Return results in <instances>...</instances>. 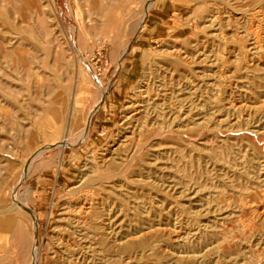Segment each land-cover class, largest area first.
<instances>
[{"label":"rangeland","instance_id":"1","mask_svg":"<svg viewBox=\"0 0 264 264\" xmlns=\"http://www.w3.org/2000/svg\"><path fill=\"white\" fill-rule=\"evenodd\" d=\"M263 12L264 0H0V264H29L33 241L39 264H69L62 214L85 198L82 264H264ZM145 82L163 117L130 134L125 107ZM120 142L96 169L92 155ZM108 213L117 241L90 225Z\"/></svg>","mask_w":264,"mask_h":264},{"label":"bare ground","instance_id":"2","mask_svg":"<svg viewBox=\"0 0 264 264\" xmlns=\"http://www.w3.org/2000/svg\"><path fill=\"white\" fill-rule=\"evenodd\" d=\"M152 6V4H150ZM256 6V5H255ZM262 13V12H260ZM264 13V12H263ZM241 15V14H240ZM254 15V14H253ZM258 15V14H257ZM262 15V14H261ZM146 16V15H145ZM243 16V15H242ZM218 17V16H216ZM245 17V16H244ZM264 17V16H263ZM251 19V17L249 18ZM213 20V19H212ZM237 20V19H236ZM145 21V17L142 19V21L140 22V26H139V29L142 27V24L143 22ZM245 21V20H244ZM251 21V20H250ZM261 21V20H260ZM212 22V21H211ZM252 22V21H251ZM259 23V22H258ZM257 23V24H258ZM256 29V28H255ZM260 31V30H259ZM242 34V33H241ZM253 35V34H252ZM254 36V35H253ZM256 38V36H254ZM258 37V36H257ZM264 37V36H262ZM259 40V38H256ZM254 40V38H253ZM252 40V41H253ZM262 41V40H261ZM264 42V41H263ZM249 43V42H248ZM259 43V42H258ZM257 43V44H258ZM250 44V43H249ZM263 45V44H262ZM259 46V44H258ZM257 46V47H258ZM250 47V46H249ZM256 47V46H255ZM263 47V46H261ZM264 49V48H262ZM254 50V49H253ZM256 50V49H255ZM249 51V50H248ZM252 51V49H251ZM258 52V51H256ZM249 53V52H247ZM205 54V53H204ZM250 54V53H249ZM248 54V55H249ZM256 54V53H255ZM254 54V55H255ZM248 57V56H247ZM257 57V56H256ZM255 57V58H256ZM197 61V60H196ZM254 66V65H253ZM143 82V81H142ZM159 82V81H158ZM154 83V82H153ZM187 84V83H186ZM141 86L138 87V89L136 90V92H134L133 96L131 97V101L127 104V106L125 107V110L127 111L128 115H125L124 116V121L127 122L128 124V129H129V133L130 134H133L135 132V130H140L142 127H144L145 125L149 124L150 126L151 125H154L155 122L157 121V119L159 118V116L163 117L162 115H158L156 118V116H153L152 113L159 107V102L160 100L163 98H161L160 96V93L158 92L157 94H153V90L150 89L149 87V84L148 83H142L140 84ZM151 85V84H150ZM159 85V84H158ZM194 85V84H193ZM179 86V85H178ZM185 86V84H184ZM212 86V85H211ZM161 87V86H159ZM176 87V86H175ZM186 87V86H185ZM196 87V86H195ZM213 87V86H212ZM163 88V86H162ZM181 88V87H180ZM161 89V88H160ZM158 89V90H160ZM174 89V87H173ZM190 89V88H189ZM188 89V90H189ZM169 90V89H168ZM182 90V89H181ZM196 90V89H195ZM161 92V91H160ZM166 93L167 90L165 91ZM171 92V91H170ZM168 93L169 95L171 93ZM176 92V91H175ZM210 93V92H209ZM162 95V94H161ZM172 95V94H171ZM179 95V94H178ZM160 96V97H159ZM177 96V95H176ZM220 96V95H219ZM165 97V96H164ZM170 97V96H169ZM168 97V98H169ZM206 98V97H205ZM165 99V98H164ZM163 99V101H164ZM167 99V98H166ZM165 99V100H166ZM159 101V102H158ZM169 101V100H168ZM169 103V102H168ZM182 104V103H181ZM196 105V104H195ZM166 106V105H165ZM175 106V104H174ZM178 106V105H177ZM182 106V105H181ZM169 107V106H168ZM171 107V106H170ZM179 107V106H178ZM172 108V107H171ZM176 109V107H173ZM236 108V107H235ZM249 108V107H248ZM153 109V110H152ZM160 109V108H159ZM152 110V111H151ZM161 110V109H160ZM171 110V109H170ZM174 111V110H173ZM182 111H183V108H182ZM248 111V110H247ZM249 111H252V110H249ZM159 112V111H158ZM166 112V111H165ZM181 112V111H180ZM185 112V111H184ZM183 112V113H184ZM161 113V112H160ZM173 113V112H172ZM170 113V111L167 113L168 116L170 118H172L171 122H172V125L173 127L174 126H179L178 125V122L180 123L179 119H180V115H176L174 116V114ZM251 113V112H250ZM256 113V112H255ZM180 114V113H179ZM198 115V114H197ZM258 115V114H257ZM184 116V115H183ZM190 116V115H189ZM188 116V119H190V117ZM227 116V115H226ZM239 116V115H238ZM186 117V116H185ZM253 117V116H252ZM182 118V117H181ZM192 118V116H191ZM256 118V117H255ZM160 119V118H159ZM158 119V120H159ZM163 119V118H162ZM165 119V117H164ZM153 120V121H152ZM183 120V118H182ZM167 121V120H166ZM166 121L164 120V122L166 123ZM192 121V120H191ZM257 121V120H256ZM184 122H187V121H184ZM190 122V120H189ZM188 122V124H189ZM194 122V120L192 121ZM183 123V122H182ZM157 124V123H156ZM167 124V123H166ZM199 124V123H198ZM182 125V124H181ZM253 126V125H252ZM162 127V126H161ZM173 127H169L168 125L167 126H164L162 129L163 131L167 130H171L173 129ZM151 129V128H150ZM161 129V128H160ZM179 129V128H176V130ZM86 130V129H84ZM138 130V131H139ZM144 130V129H143ZM175 130V129H174ZM137 131V133H138ZM166 131V132H167ZM173 131V130H172ZM84 133V132H83ZM87 133V131H86ZM82 135V134H81ZM135 136V135H134ZM130 137V136H129ZM142 137V136H141ZM84 139V138H83ZM128 139V138H126ZM128 143V142H127ZM127 145V144H126ZM109 146V145H108ZM112 146V145H111ZM113 146L114 143H113ZM123 142H120L117 147H113L110 149V151L108 152H104L101 156L97 157L95 154L92 155V162L95 166L96 169L100 170L102 169L104 166H107L108 164H110L111 162L117 160L115 159L112 155L114 154V152L116 153V151H119L122 147H123ZM136 148V146L134 147ZM107 150V149H106ZM135 150V149H134ZM103 151V150H102ZM132 151V150H131ZM136 152V151H134ZM44 153V150L42 148H39L37 149L30 157L29 159H27L28 161L26 163H24L23 167H24V171L21 173L20 177H19V180L17 182V185L16 187L14 188L13 190V194L14 197L11 196L10 200L12 201V198H17L18 196V193L20 191V188L22 187V184H23V180L27 177V175L29 174L31 168H32V164L34 163V161L38 160L41 158V156L43 155ZM133 153V152H132ZM114 156L116 157V155L114 154ZM131 157V155H130ZM122 158V157H121ZM137 158V157H136ZM150 158V157H149ZM124 160V159H123ZM119 161V159H118ZM117 161V162H118ZM155 161V160H154ZM152 164V163H151ZM82 166V165H81ZM75 171V170H74ZM85 171V169H84ZM83 174V173H82ZM109 174V173H108ZM139 176V175H138ZM117 178V177H116ZM96 179V178H95ZM103 180V179H102ZM114 180V179H112ZM139 180V179H138ZM150 180V179H149ZM68 182V181H67ZM86 182V179H85V175H82V177L80 176V179L78 181V185H73L72 187H70V192L71 194L72 193H76L78 192L79 190H82V188L85 186ZM98 183V181H97ZM156 183V182H155ZM95 185V184H94ZM111 185V184H110ZM181 185V184H179ZM125 188V187H124ZM92 190V189H91ZM81 192V191H80ZM126 192V191H125ZM56 193V192H55ZM119 193V192H118ZM21 194V193H20ZM74 195V194H73ZM95 195V194H94ZM96 196V195H95ZM101 196V195H100ZM119 197V196H118ZM121 197V196H120ZM90 198V197H89ZM102 198V197H101ZM60 199V198H59ZM62 199V198H61ZM88 199H84L83 201L80 202V206L79 207H74V208H71L70 211H69V214H68V209H67V213H64V215L62 214V219L66 222V225L65 226V230H64V233L61 235H59V237L61 236V247L63 249V251L65 252L67 258L66 260H68V258L70 259L68 262L69 264H82L80 262V259H83L81 258V254H79V247H77V245L73 242L74 239H80V238H89V234L88 233L89 231H87V219H91L89 218V215L90 213H93L91 212V204L88 203L87 201ZM96 200V199H95ZM94 200V201H95ZM100 200V199H99ZM127 200V199H126ZM18 202V201H17ZM90 202V201H89ZM94 204V203H93ZM69 205V204H68ZM95 205V204H94ZM102 205V204H101ZM136 205V204H135ZM20 206H23V207H26L25 205H20ZM64 206V205H63ZM112 207V206H111ZM136 207V206H135ZM104 208V207H103ZM16 209H19V207L17 206V204L15 203H12L11 206L7 209L8 210H11L12 212ZM93 211V210H92ZM105 211V210H104ZM66 212V210L64 211ZM100 213V212H98ZM66 214V215H65ZM106 214V212H105ZM60 216V214H59ZM91 216V215H90ZM93 217V216H92ZM95 217V218H94ZM93 219H92V224L91 227L93 230H97V231H100L102 236H105V237H108L109 239H113L114 241H117L119 239H117L116 235L117 233H115L114 229H113V224H112V221H111V216L110 214L108 213L106 216H94ZM36 218V217H35ZM60 219V218H59ZM61 219V220H62ZM62 220V221H63ZM64 222V223H65ZM90 222V221H88ZM90 222V223H91ZM117 224V223H116ZM89 225V226H90ZM31 231L33 232V234L35 233L36 229H37V222L34 221L30 227ZM11 230V229H10ZM140 230V229H139ZM141 232V231H139ZM97 233V232H95ZM99 233V232H98ZM94 234V233H93ZM130 234H126L125 235V238H127L126 240V245H130L131 244V239H130ZM58 237V236H57ZM98 237V236H97ZM133 237V236H132ZM135 237V236H134ZM34 238V237H33ZM36 238V237H35ZM108 239V240H109ZM54 240V239H53ZM80 241V240H79ZM86 241V240H85ZM124 241V240H123ZM58 242V241H57ZM107 244V243H106ZM31 261L29 264H39V256L37 254V248H36V245L34 243V241L31 243ZM87 247V246H86ZM57 252V251H56ZM102 252V251H101ZM93 253V252H92ZM95 253V252H94ZM69 255V256H68ZM90 255V254H89ZM92 255V254H91ZM102 257V256H101ZM106 257V256H105ZM86 258V257H85ZM107 258V257H106ZM72 260V261H71ZM105 260V259H104ZM107 260V259H106ZM84 262V260H83ZM68 264V263H67ZM101 264V262H100Z\"/></svg>","mask_w":264,"mask_h":264}]
</instances>
